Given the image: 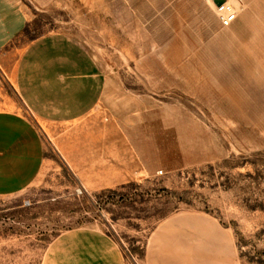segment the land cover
<instances>
[{
  "label": "rangeland",
  "instance_id": "rangeland-1",
  "mask_svg": "<svg viewBox=\"0 0 264 264\" xmlns=\"http://www.w3.org/2000/svg\"><path fill=\"white\" fill-rule=\"evenodd\" d=\"M230 1L238 19L224 27L209 0H11L26 23L0 48V110L36 121L49 161L0 195V264H44L81 226L146 264L155 229L186 212L228 230L234 264H264V0ZM82 61L100 74L91 117L36 119L29 85ZM83 134L115 137L116 152L78 155Z\"/></svg>",
  "mask_w": 264,
  "mask_h": 264
},
{
  "label": "crops",
  "instance_id": "crops-1",
  "mask_svg": "<svg viewBox=\"0 0 264 264\" xmlns=\"http://www.w3.org/2000/svg\"><path fill=\"white\" fill-rule=\"evenodd\" d=\"M18 11L11 0H0V48L9 36L25 26L26 18ZM37 84L29 85L32 89L28 91L27 106L36 119L46 122L83 124L102 97L100 74L86 72L83 61L75 69L52 67V71L45 73L44 89ZM125 135L122 144L134 146L131 133ZM86 139L90 145L85 144ZM77 142L78 155L90 152L93 160L100 159L102 149L116 152V138L112 136L108 138L110 146H102L106 141L100 134L80 135ZM48 150L34 119L18 111L1 109L0 195L16 193L32 184L49 161ZM64 152L62 148L63 155ZM67 156H71L69 151ZM233 258L228 230L215 218L200 212L168 217L153 232L146 251V264H234ZM44 264H126V261L121 246L109 233L81 226L68 229L54 239Z\"/></svg>",
  "mask_w": 264,
  "mask_h": 264
},
{
  "label": "built area",
  "instance_id": "built-area-1",
  "mask_svg": "<svg viewBox=\"0 0 264 264\" xmlns=\"http://www.w3.org/2000/svg\"><path fill=\"white\" fill-rule=\"evenodd\" d=\"M209 1L214 4L217 16L223 26H229L236 20L239 11L230 0H226L221 5H217L214 0Z\"/></svg>",
  "mask_w": 264,
  "mask_h": 264
},
{
  "label": "water",
  "instance_id": "water-1",
  "mask_svg": "<svg viewBox=\"0 0 264 264\" xmlns=\"http://www.w3.org/2000/svg\"><path fill=\"white\" fill-rule=\"evenodd\" d=\"M226 0H214V2L217 4V5H221L223 2H225Z\"/></svg>",
  "mask_w": 264,
  "mask_h": 264
}]
</instances>
